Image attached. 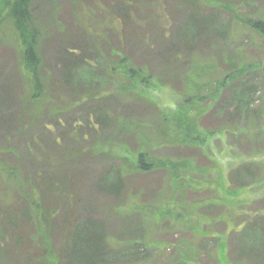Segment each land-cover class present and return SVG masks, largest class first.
Listing matches in <instances>:
<instances>
[{"label": "rangeland", "instance_id": "1", "mask_svg": "<svg viewBox=\"0 0 264 264\" xmlns=\"http://www.w3.org/2000/svg\"><path fill=\"white\" fill-rule=\"evenodd\" d=\"M210 6L219 28L192 45L182 33L189 17L205 13L196 0L37 1L43 82L38 102L31 99L30 75L11 30L0 33V157L19 165L28 184H42L46 209L55 212V264L64 263L65 249L73 244L74 223L88 218L106 223L113 252L133 238L148 243L138 264H179L180 254L191 252L197 264H264V245L243 249L241 235L248 224V239L264 228V78L254 70L263 64L264 44L247 26L264 17V0H213ZM123 56L151 73L154 87L144 89V96L140 88H124L125 81L112 72ZM230 56L254 64L248 69L253 85L246 108L233 113L230 85L213 88L211 105L198 112L200 133L208 137L204 147H151L159 158L190 163L180 169V183L156 169L127 175L117 197L98 192L99 179L123 163L124 146L135 151L146 138L155 144L163 115H192L183 87L186 72L203 61L227 64ZM102 115L114 121L102 127ZM109 145L120 147L118 154L100 152ZM245 168L252 171L242 178L246 187L234 194ZM6 189L0 183V264H42L46 250L23 223L24 217L30 221L24 206ZM7 199L16 206L1 202ZM171 200L178 202L183 221L193 218L195 228L175 226L166 214L150 222L148 213ZM22 217L21 226L9 222ZM111 264L134 263L118 255Z\"/></svg>", "mask_w": 264, "mask_h": 264}, {"label": "trees", "instance_id": "2", "mask_svg": "<svg viewBox=\"0 0 264 264\" xmlns=\"http://www.w3.org/2000/svg\"><path fill=\"white\" fill-rule=\"evenodd\" d=\"M37 1L41 0H0V33L3 29L9 28L12 32V36L15 39L16 46L21 54V65L26 76L30 75V92L32 93L31 99L37 101L39 92L43 87L41 66L42 60L39 55L38 43L41 36V29L38 26L36 17L33 12V6ZM213 0H196L200 10L205 12L202 15H193L189 17V22L185 29V34L188 44H197L201 36L205 38H211L215 30H217L218 21L214 20L211 14ZM209 11V12H208ZM201 13V12H200ZM212 15V16H211ZM249 30L256 32L262 39L264 44V17H260L251 20L247 24ZM264 46V45H263ZM228 57V56H227ZM228 63L222 62V65L216 62H198L194 68H190L184 76V90L187 93L186 101L192 110V115H177L171 117L169 115H163L161 119V127L157 128L158 139L155 144L149 139H143L135 151L127 150L124 146L125 156H121V164H114L113 171L107 172L106 176L99 179L98 192L109 194L113 197H117L123 191L125 179L127 175L131 173L150 174L156 169H164L169 175L170 179L174 181V184L180 183L179 179L183 178V174L180 169L188 168L190 163L187 160L177 158L176 160L165 159L157 157L151 150L152 146H192L193 144H199L198 147H204V143L208 140V137L200 133L199 125L197 124L198 112L204 108L209 107L211 104L207 103L213 99V96L217 93L211 91L213 88L220 90L226 86L233 88V94L231 101L234 104L233 113H238L240 109L246 108V101L250 98L252 92L253 82L248 74V69L254 67V64L248 62H242L239 64L232 56L227 58ZM223 64H226L223 67ZM262 63L259 62L254 70H257L261 77L264 78V72H262ZM112 72L120 75L124 88L136 90L140 88V94L144 96V89H150L154 87L152 82V75L143 66L134 63L128 56H123L121 59L113 65ZM247 72V73H245ZM232 113V112H231ZM195 114V115H193ZM197 114V115H196ZM176 117V118H175ZM99 124L105 127L106 123L114 121L109 116L98 117ZM176 119V120H174ZM110 123V124H111ZM128 124V123H126ZM263 127V125L261 124ZM124 133V132H123ZM262 134L264 133L262 128ZM125 135V133H124ZM126 136V135H125ZM147 141L150 144H147ZM196 142V143H195ZM200 144H202L200 146ZM107 148V150H106ZM114 148V149H113ZM120 148V147H119ZM117 146L109 145V147H101L99 150L101 153L118 154ZM116 152V153H115ZM131 162L126 165L125 162ZM250 169H243V172L239 174V187L235 189L234 194H238L240 190H243L246 186L243 185L242 178H249ZM187 180V178H185ZM191 179L190 181H193ZM0 183L4 189L14 192L17 197L16 202L21 206V211L24 210L28 213L30 221L24 217L23 223L30 227L35 235L42 243L45 255L42 253L40 259L42 264H55V254H53L54 242L52 239L51 226L55 212L46 209L47 201L45 199L44 190H42V184L39 187L37 184H28L25 180V176L19 165L5 163L0 157ZM182 187H185L183 183ZM6 189V190H7ZM11 192V193H12ZM173 192L177 193V190L173 187ZM179 192V191H178ZM9 195V193H7ZM9 197V196H8ZM14 198V196H12ZM11 199V198H9ZM9 199L1 202H6L10 206H16ZM215 201V199H213ZM171 202V204H169ZM168 207H160V209L152 210L148 213L151 216L150 222L156 223V217L160 214H166L169 216L170 221L176 226L186 227L192 229L195 226L192 224L193 218L189 221H183L179 211L176 212L178 202L170 201ZM175 203V204H174ZM166 204V205H167ZM174 208H173V207ZM53 207V206H50ZM140 208L139 205L133 207L134 210ZM158 210V211H157ZM22 220L14 221L9 218V222L13 226H21ZM195 221V220H194ZM196 223V222H195ZM197 227V226H196ZM249 227L252 229V224L245 225L243 227L241 235H243V249H255L257 245H264V228L260 233L247 238ZM73 244L65 249V257L61 258V264H111L118 255H124L128 258L130 263L138 264V260L148 250L144 245L143 239L133 238L127 241L126 247L119 252H113L110 250L107 242V225L106 223L99 222L93 218L82 219L74 223L72 226ZM199 228V227H197ZM200 229V228H199ZM259 233V234H258ZM33 234V235H34ZM34 235V236H35ZM207 236V235H206ZM220 239V236H219ZM38 241V240H36ZM224 244L220 243V251L223 254ZM42 249V251H43ZM188 252V248L186 249ZM190 252V251H189ZM180 254L178 258L179 264H197L196 259H192L194 256L192 252ZM260 255V254H259ZM120 257V256H119ZM195 258V257H194ZM263 261V259H262Z\"/></svg>", "mask_w": 264, "mask_h": 264}, {"label": "water", "instance_id": "3", "mask_svg": "<svg viewBox=\"0 0 264 264\" xmlns=\"http://www.w3.org/2000/svg\"><path fill=\"white\" fill-rule=\"evenodd\" d=\"M262 69H263V72H264V61H263V64H262ZM263 120H264V113H263Z\"/></svg>", "mask_w": 264, "mask_h": 264}]
</instances>
